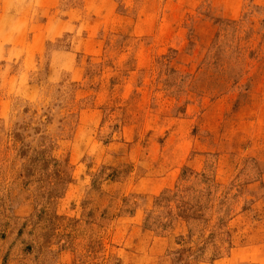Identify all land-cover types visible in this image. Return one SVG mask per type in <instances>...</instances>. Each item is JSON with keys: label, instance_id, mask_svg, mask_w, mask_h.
<instances>
[{"label": "rangeland", "instance_id": "374dc122", "mask_svg": "<svg viewBox=\"0 0 264 264\" xmlns=\"http://www.w3.org/2000/svg\"><path fill=\"white\" fill-rule=\"evenodd\" d=\"M0 264H264V0H0Z\"/></svg>", "mask_w": 264, "mask_h": 264}]
</instances>
